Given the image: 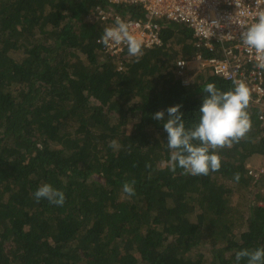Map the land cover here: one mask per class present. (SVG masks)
Masks as SVG:
<instances>
[{
    "label": "trees",
    "instance_id": "trees-1",
    "mask_svg": "<svg viewBox=\"0 0 264 264\" xmlns=\"http://www.w3.org/2000/svg\"><path fill=\"white\" fill-rule=\"evenodd\" d=\"M98 8L147 21L141 6L106 0H0V264H237V251L264 247V204L234 191H252L247 166L264 158L256 108L246 137L217 150L219 171L172 173L166 109L181 105L192 127L206 84L235 86L207 72L183 85L176 61L196 40L163 18L159 45L112 55L97 41L115 24ZM45 183L63 206L36 202ZM253 195L264 202L260 188ZM203 246L208 257L195 252Z\"/></svg>",
    "mask_w": 264,
    "mask_h": 264
},
{
    "label": "built area",
    "instance_id": "built-area-1",
    "mask_svg": "<svg viewBox=\"0 0 264 264\" xmlns=\"http://www.w3.org/2000/svg\"><path fill=\"white\" fill-rule=\"evenodd\" d=\"M106 1L112 5L142 7L147 20L145 23L123 19L120 15H114L111 9L98 8V15L102 21L112 17L114 24L117 18L127 23L130 32L146 48L160 44L159 28L153 22L156 19L163 18L186 25L192 31L196 43L195 51L188 59L176 61V74L183 77L182 84H189V67H194L199 73L207 72L220 77L233 86H236L234 81H242L250 90L249 103L256 108L258 123L264 129V69L256 66L258 61L255 53H250L240 38L241 33L256 23L259 14L264 12V0ZM103 46L105 51L113 55L122 52L127 45ZM247 169L255 183L261 182L260 192L264 193V158L259 167L247 166Z\"/></svg>",
    "mask_w": 264,
    "mask_h": 264
},
{
    "label": "clouds",
    "instance_id": "clouds-1",
    "mask_svg": "<svg viewBox=\"0 0 264 264\" xmlns=\"http://www.w3.org/2000/svg\"><path fill=\"white\" fill-rule=\"evenodd\" d=\"M247 50L255 53L258 61L257 67L264 69V12L259 14V19L240 36ZM97 43L107 47L126 44L128 54L134 57L143 56L142 42L134 36L129 25L117 18L115 26L107 27ZM159 43V41H157ZM233 90L222 92L214 83H208L203 89L201 107L199 108V122L192 127H185L181 105L169 107L167 120L163 129L167 133V146L170 158L163 163L172 173L177 168L182 169L181 175L208 176L210 172H217L221 168V157L217 150L231 148L245 138L251 129V120L246 109L249 106L251 93L242 81H234ZM153 119L163 121L165 112H156ZM118 142L113 140L110 147H116ZM150 167V165H146ZM234 180L239 182V173L234 174ZM135 181L125 182L122 190L126 197L135 195ZM37 203L42 199L55 206H63L65 195L62 191L45 183L34 192ZM247 264H264V247L255 250L243 249L237 251L235 259L237 264L243 259Z\"/></svg>",
    "mask_w": 264,
    "mask_h": 264
},
{
    "label": "rangeland",
    "instance_id": "rangeland-1",
    "mask_svg": "<svg viewBox=\"0 0 264 264\" xmlns=\"http://www.w3.org/2000/svg\"><path fill=\"white\" fill-rule=\"evenodd\" d=\"M196 74H200L199 72H198V70L197 69H195L194 67H189V69H188V71H187V75H188V78L189 77H194ZM261 163H262V158H259V157H257V158H255L253 161H252V163H251V165L252 166H254L255 165V167H259L260 165H261ZM228 182H230V180L228 181ZM254 183V187H252V185H251V187H252V191H250V189L248 188H245L244 186H243V188H236L234 191L236 192V195L237 194H239V193H242V194H244V195H246V196H248L247 197V202L249 201V200H251L252 201V205L254 204V203H256L257 205H263L264 204V202L263 201H260V200H258V201H256V197L253 195V189L255 190L256 188L257 189H259V185H261V182H253ZM259 186V187H258ZM250 191V192H249ZM260 201V202H259ZM246 203V201L244 202V204ZM243 204V205H244ZM245 210V209H244ZM209 249H208V247L207 246H203L202 248H200V249H198V250H196L195 252L197 253V252H200L201 254L203 253L204 255H205V257H208L209 256V251H208Z\"/></svg>",
    "mask_w": 264,
    "mask_h": 264
}]
</instances>
